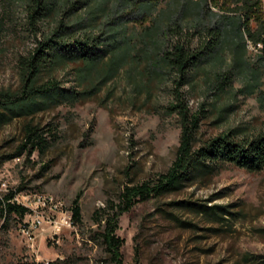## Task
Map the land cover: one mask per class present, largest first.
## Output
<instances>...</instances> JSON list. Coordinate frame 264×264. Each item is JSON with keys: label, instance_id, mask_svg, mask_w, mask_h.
Wrapping results in <instances>:
<instances>
[{"label": "rangeland", "instance_id": "rangeland-1", "mask_svg": "<svg viewBox=\"0 0 264 264\" xmlns=\"http://www.w3.org/2000/svg\"><path fill=\"white\" fill-rule=\"evenodd\" d=\"M155 1L129 13L111 11L109 18L124 24L132 38L127 58L111 76L105 78L111 51L83 80L77 72L82 61L53 69L65 86L82 90L95 84L94 93L0 123V201L11 192L48 193L62 201L63 211H72L77 196L81 208L80 218L62 229L57 243L47 221L30 242L21 232L24 216L4 213L0 264H115L101 236L104 220L99 219L116 211L112 205L126 185L165 172L179 145L180 121L169 110L175 73L159 62L166 40L161 22L182 26L183 38L193 46L209 40L207 28L212 26L208 12L198 16L189 4L181 8L184 0ZM57 8L34 31L22 0H0V91L19 88L20 60L63 18L64 7ZM257 54L248 42L245 64L239 66L225 44L191 70L182 89L191 111L200 114L194 147L232 129L239 136L264 129V68L255 77ZM230 71L232 84L222 89L218 77ZM258 79V86L248 91L247 82ZM27 123L42 128L46 146L16 154ZM186 201L220 204L229 212L215 218ZM43 213L51 214L47 208ZM117 220L123 264H264V169L249 171L224 163L195 172L182 188L137 200Z\"/></svg>", "mask_w": 264, "mask_h": 264}, {"label": "trees", "instance_id": "trees-1", "mask_svg": "<svg viewBox=\"0 0 264 264\" xmlns=\"http://www.w3.org/2000/svg\"><path fill=\"white\" fill-rule=\"evenodd\" d=\"M22 1L34 31L39 30L41 20L58 10L59 4L64 7L65 15L51 32L38 39L36 46L20 60L19 88L15 91H0V123L15 116L33 114L63 101L74 102L94 93L98 88L95 84L82 90L65 86L52 74L53 69L68 62L82 61L84 66L78 67L77 72L78 77L83 80L100 59L111 51L109 70L105 78L111 76L117 65L127 58L132 46V38L125 34L124 24H118V21L109 18L111 11L117 8L118 12L122 10L129 13L130 10L143 8L146 4L150 7L156 3L155 0L149 3L145 0ZM178 1L180 0H177V4ZM209 3L218 8V11L211 9ZM179 5L181 8L187 5L198 16L204 11L208 12L212 24L207 28L210 36L208 41L193 46L183 38L182 26L171 27L169 22H161L166 40L159 62L168 71L175 73L173 101L169 110L175 112L180 121L179 145L174 160L165 172L157 173L140 183L126 185L119 202L112 205L113 208L116 207V211L99 219L104 220L101 236L115 264H123L120 251L123 239L115 232L118 227L117 215L129 210L137 200H147L176 191L184 186L193 173L209 170L219 164H234L249 171L264 169V129L252 136H239L237 130L232 129L203 140L200 145L194 147L200 114L191 111L188 93L182 89L188 82L191 70L215 56L225 44L232 49L235 64L239 66L245 64L244 55L248 42L254 45L260 61V66L254 72L255 77L261 73L264 68V0H184L179 2ZM144 9L146 10V7ZM102 16L104 18L101 23ZM100 27L102 31L96 33ZM232 80L231 71L218 77L222 89L226 84H232ZM259 81L260 79L254 83L247 82L248 91H253ZM42 131L38 125L27 123L25 141L16 154L22 153L24 149L30 154L34 149L44 148L47 141ZM13 194L11 192L0 201V217L7 212L25 215V207L9 200ZM78 198L77 196L73 200L72 205L74 220L80 218ZM186 202L198 212L215 218H222L221 213L229 212L220 204L209 206L199 201ZM170 214L180 220L174 213ZM180 223L191 224L185 220Z\"/></svg>", "mask_w": 264, "mask_h": 264}, {"label": "built area", "instance_id": "built-area-1", "mask_svg": "<svg viewBox=\"0 0 264 264\" xmlns=\"http://www.w3.org/2000/svg\"><path fill=\"white\" fill-rule=\"evenodd\" d=\"M11 202L25 207L26 213L23 218L21 232L28 241H34V231L43 227V222L51 226V239L53 242H59V234L65 227L73 226V217L71 210H62V201L48 193H22L9 199ZM50 210V215L43 213L44 209ZM59 213L54 218L53 215ZM45 217L47 218L46 220Z\"/></svg>", "mask_w": 264, "mask_h": 264}]
</instances>
